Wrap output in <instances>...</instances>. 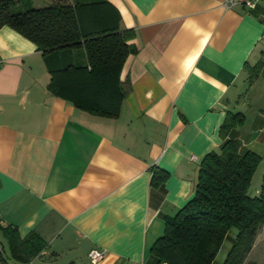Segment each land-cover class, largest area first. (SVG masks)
Returning a JSON list of instances; mask_svg holds the SVG:
<instances>
[{
  "label": "crops",
  "instance_id": "0c3cea01",
  "mask_svg": "<svg viewBox=\"0 0 264 264\" xmlns=\"http://www.w3.org/2000/svg\"><path fill=\"white\" fill-rule=\"evenodd\" d=\"M106 1L120 31L134 33L120 73L130 90L114 119L52 96L41 52L0 28V223L45 243L29 264H153L165 219L219 151L227 112L245 115L230 133L241 151L264 155V0L254 9L247 0ZM28 2L14 10L48 4ZM155 169L167 177L152 187ZM91 250L103 259L91 262ZM0 253L17 264L1 231Z\"/></svg>",
  "mask_w": 264,
  "mask_h": 264
},
{
  "label": "trees",
  "instance_id": "16d2710c",
  "mask_svg": "<svg viewBox=\"0 0 264 264\" xmlns=\"http://www.w3.org/2000/svg\"><path fill=\"white\" fill-rule=\"evenodd\" d=\"M18 1L0 0V28H11L41 52L50 76L48 92L87 114L117 118L130 90L120 73L134 37L132 31H120L117 10L106 0H51L42 8L15 11ZM262 67L259 62L248 68L249 82ZM244 122L242 112H227L219 151L202 160L192 198L165 219L164 232L150 250L153 264H212L232 228L237 234L222 264L246 260L264 225V174L258 193L248 194L264 155L241 151L240 141L230 137ZM166 177L153 170L151 186ZM0 231L17 264H29L45 248L33 232L21 238L15 227L1 223ZM0 262L10 264L1 253Z\"/></svg>",
  "mask_w": 264,
  "mask_h": 264
},
{
  "label": "rangeland",
  "instance_id": "374dc122",
  "mask_svg": "<svg viewBox=\"0 0 264 264\" xmlns=\"http://www.w3.org/2000/svg\"><path fill=\"white\" fill-rule=\"evenodd\" d=\"M40 1H44V0H40ZM46 1L48 2L47 5H50L51 0H46ZM28 3L31 4V0H29ZM263 174H264V160H261V162L257 166L253 174V177L251 179V183L248 189L249 195L254 196L257 194L256 191H259L260 189ZM236 234H237V230L234 228H232L229 231V233L226 236L225 241L223 242L212 264H222L223 263L228 251L230 250L234 242ZM3 245L6 246L4 241H3ZM243 264H264V225L259 231L255 239L254 245Z\"/></svg>",
  "mask_w": 264,
  "mask_h": 264
},
{
  "label": "built area",
  "instance_id": "2783aa9c",
  "mask_svg": "<svg viewBox=\"0 0 264 264\" xmlns=\"http://www.w3.org/2000/svg\"><path fill=\"white\" fill-rule=\"evenodd\" d=\"M259 1V0H247L245 2V5L249 8V9H254L255 7V3ZM230 4H232V2H230ZM230 4H227L225 3L224 4V7L225 8H228V5ZM104 257V252L103 251H99V250H91L88 254V258L90 259L91 262L93 263H97L99 262L100 260H102Z\"/></svg>",
  "mask_w": 264,
  "mask_h": 264
}]
</instances>
